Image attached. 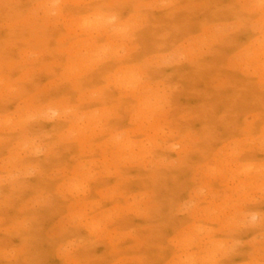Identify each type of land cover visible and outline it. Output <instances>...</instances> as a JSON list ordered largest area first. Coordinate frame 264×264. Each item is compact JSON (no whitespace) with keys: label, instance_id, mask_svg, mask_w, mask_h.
<instances>
[{"label":"rangeland","instance_id":"1","mask_svg":"<svg viewBox=\"0 0 264 264\" xmlns=\"http://www.w3.org/2000/svg\"><path fill=\"white\" fill-rule=\"evenodd\" d=\"M0 264H264V0H0Z\"/></svg>","mask_w":264,"mask_h":264}]
</instances>
